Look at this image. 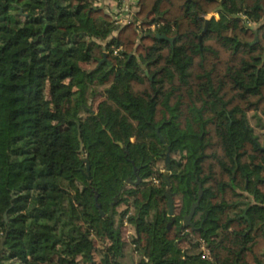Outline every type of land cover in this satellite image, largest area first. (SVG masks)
<instances>
[{
  "label": "trees",
  "instance_id": "trees-1",
  "mask_svg": "<svg viewBox=\"0 0 264 264\" xmlns=\"http://www.w3.org/2000/svg\"><path fill=\"white\" fill-rule=\"evenodd\" d=\"M137 7L117 27L92 0H0V264H130L119 230L128 207L136 264H264V150L246 120L264 117V0ZM93 84L105 87L82 118ZM167 150L179 155L171 217L152 169ZM131 162L140 181L126 187ZM198 187L190 242L181 221Z\"/></svg>",
  "mask_w": 264,
  "mask_h": 264
},
{
  "label": "rangeland",
  "instance_id": "rangeland-1",
  "mask_svg": "<svg viewBox=\"0 0 264 264\" xmlns=\"http://www.w3.org/2000/svg\"><path fill=\"white\" fill-rule=\"evenodd\" d=\"M210 16L217 17V14L215 11H211L205 15L206 18H209ZM130 18L131 20H134V16H130ZM82 66L84 68H88V67H92V64L90 65L83 64ZM104 87L105 86L97 85V84L88 86L86 94L84 95V98H83V105L86 110L85 111L81 110L79 112V115L82 118L87 117L89 115L87 111H90V110L92 112L96 111V106H97L98 101L101 99V92ZM246 120H247L248 127L251 129V134L256 140L257 144L259 145V147H263L264 146V117L260 116L259 114L255 112H249L246 114ZM178 156H179L178 154L171 153L169 157L178 158ZM64 157L66 158L77 157V155L67 154L66 156L64 155ZM163 161H164V157L163 159L156 161L155 164L152 166V169L161 174V172L165 170ZM262 176H264V174H261V177ZM130 180L135 181V177L131 175ZM147 180L153 184H158L159 182V179L155 175L150 176ZM129 184L130 183H126V187H129ZM242 195H243L244 200L251 201V195L245 192H242ZM173 201L177 202L178 200L175 197ZM125 208H126V205L124 203H121L115 207V210L118 213ZM132 213H133L132 207H128L127 213L123 215L122 218H120L119 220L120 235H121V239L124 241V244H125L124 253L125 254L128 253V255L132 257V262L130 264H132L133 262H136L138 259V255L134 251H132L133 245L131 243V240L133 239V237H135L134 228L132 224L127 222V219H126V217ZM182 233L188 235L189 234L188 229L185 228L182 231ZM188 240L190 242L191 241L195 242L196 239L193 238V236L188 235ZM197 240L199 241L200 245L203 244L201 243V239H197ZM190 242L186 241V239H181L180 241L177 242V244L179 248L183 250L188 246ZM86 244H87L86 251L89 249H92L91 252H92L93 258L96 261L99 260L101 256L103 255L102 241L99 238H97L93 233H91L89 235V238ZM198 249L201 250V247L199 246ZM125 259L126 257L123 258L124 261H126ZM107 263L111 264V261H109L108 259ZM126 264H129V262H127Z\"/></svg>",
  "mask_w": 264,
  "mask_h": 264
},
{
  "label": "water",
  "instance_id": "water-1",
  "mask_svg": "<svg viewBox=\"0 0 264 264\" xmlns=\"http://www.w3.org/2000/svg\"><path fill=\"white\" fill-rule=\"evenodd\" d=\"M206 28V25H204L203 27V30L202 32L205 30ZM155 36L158 38V39H165V40H168V41H171L170 38H168L166 35L164 34H155ZM105 59V53H103L102 55V59L97 63L100 64V62H102L103 60ZM155 133L156 135L158 136V139L163 142V139L162 137L158 134V130L155 129ZM133 141V138L131 139ZM120 146V144H119ZM261 150H264V146L263 147H260ZM81 160L83 162H85V168H86V171H88V162H87V159L84 157V158H81ZM164 168L165 170L161 172V175H162V179H163V183H164V186L166 187L164 193H163V196L165 197L166 199V207H167V212H166V215L167 216H172L173 214V208H174V201H173V198L171 196V192H170V189H169V186H170V183H169V151L167 150L165 153H164ZM132 164V172H133V176L135 177V181H131L130 178H127L126 179V182L127 183H132V184H136L140 181V177L138 176V173H137V168L133 165V163L131 162ZM88 174L86 175V178H88ZM200 195H201V189L200 187H198L197 189V197H196V200L193 201L189 207V210H188V213H186L184 216H183V219H182V222H181V225L185 228V227H189L191 230L194 229V226H193V223L191 222V217L194 213V210L195 208L197 207L198 205V200L200 198ZM95 199V197H94ZM115 203V199H113V201L110 203L109 205V215L111 214L112 212V206L113 204ZM95 207L98 209V212H99V215H103V212L100 210V207L97 203H95ZM3 241V237L0 239V246H1V242Z\"/></svg>",
  "mask_w": 264,
  "mask_h": 264
},
{
  "label": "built area",
  "instance_id": "built-area-1",
  "mask_svg": "<svg viewBox=\"0 0 264 264\" xmlns=\"http://www.w3.org/2000/svg\"><path fill=\"white\" fill-rule=\"evenodd\" d=\"M137 1L138 0H92L93 5L102 8L104 13L109 16L112 23L117 27L126 25L132 21L130 16H134L138 9ZM134 24L140 31H145L147 29L153 30L157 25L151 23L147 26H141L138 20H135ZM117 50L118 49L116 48L112 49V53L116 54ZM201 243H203L202 240ZM202 257L204 259L208 258L205 252L202 253ZM132 264H136V262H133Z\"/></svg>",
  "mask_w": 264,
  "mask_h": 264
},
{
  "label": "crops",
  "instance_id": "crops-1",
  "mask_svg": "<svg viewBox=\"0 0 264 264\" xmlns=\"http://www.w3.org/2000/svg\"><path fill=\"white\" fill-rule=\"evenodd\" d=\"M191 242H194V241H191ZM200 246L202 247L201 253L205 252L207 254V257L209 258V259L206 258V260L209 261L210 260V256L208 254V249L204 246V244H201Z\"/></svg>",
  "mask_w": 264,
  "mask_h": 264
},
{
  "label": "flooded vegetation",
  "instance_id": "flooded-vegetation-1",
  "mask_svg": "<svg viewBox=\"0 0 264 264\" xmlns=\"http://www.w3.org/2000/svg\"><path fill=\"white\" fill-rule=\"evenodd\" d=\"M169 163H170V161H169ZM163 193H164V192H163ZM171 196H172V195H171ZM190 205H191V204H190ZM174 206H175V205H174ZM189 207H190V206H189ZM174 209H175V208H173V213H174ZM188 210H189V209H188ZM186 213H188V211H187ZM186 213H185V214H186ZM185 214H184V215H185ZM172 215H173V214H172ZM184 215H183V216H184ZM192 216H193V215H192ZM170 217H171V216H170ZM182 219H183V217H182ZM191 219H192V217H191ZM181 222H182V221H181ZM191 222H192V221H191Z\"/></svg>",
  "mask_w": 264,
  "mask_h": 264
}]
</instances>
